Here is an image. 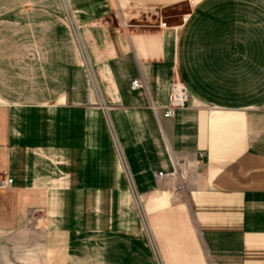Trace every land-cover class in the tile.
Masks as SVG:
<instances>
[{"label":"crops","instance_id":"crops-1","mask_svg":"<svg viewBox=\"0 0 264 264\" xmlns=\"http://www.w3.org/2000/svg\"><path fill=\"white\" fill-rule=\"evenodd\" d=\"M67 4L81 54L0 87V229L42 212L43 264H264V0Z\"/></svg>","mask_w":264,"mask_h":264},{"label":"rangeland","instance_id":"rangeland-1","mask_svg":"<svg viewBox=\"0 0 264 264\" xmlns=\"http://www.w3.org/2000/svg\"><path fill=\"white\" fill-rule=\"evenodd\" d=\"M67 2L0 0V87L5 95L18 93L22 101L34 91L42 93L38 81L42 80L45 60L52 62L53 69H58L61 59H69L65 54H69L71 48L81 54L82 47L76 38V25ZM188 6L189 1L181 12ZM115 11V19L120 23L122 10ZM158 12L160 16L154 12L141 16L162 17L164 22L176 16V11L171 9ZM42 215L36 211L35 216H29L23 224L6 231L0 229V264H43Z\"/></svg>","mask_w":264,"mask_h":264},{"label":"built area","instance_id":"built-area-1","mask_svg":"<svg viewBox=\"0 0 264 264\" xmlns=\"http://www.w3.org/2000/svg\"><path fill=\"white\" fill-rule=\"evenodd\" d=\"M193 4V2H190ZM160 27L165 28L166 24L161 23ZM140 87L138 80H135L131 83V89H137ZM168 93V104L164 108L162 116L164 118H170L174 115L175 111L185 108L188 102V95L185 86L179 80H173L169 85ZM157 176H162L161 173H158ZM13 183V180L4 172H0V190H4L10 187Z\"/></svg>","mask_w":264,"mask_h":264}]
</instances>
